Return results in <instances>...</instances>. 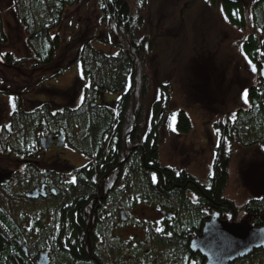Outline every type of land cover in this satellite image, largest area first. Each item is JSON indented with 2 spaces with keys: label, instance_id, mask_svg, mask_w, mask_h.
I'll list each match as a JSON object with an SVG mask.
<instances>
[{
  "label": "flooded vegetation",
  "instance_id": "1",
  "mask_svg": "<svg viewBox=\"0 0 264 264\" xmlns=\"http://www.w3.org/2000/svg\"><path fill=\"white\" fill-rule=\"evenodd\" d=\"M178 1L181 4L175 8L172 0H166L165 15L161 13L154 21L146 19L148 24L152 21L150 25L154 27L174 23V19L168 22L164 19L167 15L174 18L178 13L176 20L183 34L181 42L174 43L173 48H180L172 54L173 58L178 61L185 50L191 51L186 66L188 89L182 108L184 113L176 110V134L169 133L161 139L162 133L158 132L163 124L161 105L152 107L148 117H136L135 133L133 129L125 132L126 117L123 116L90 117L81 121L72 118L73 126L76 124L83 129L82 135L87 137L83 140L71 133L58 140L61 134L48 128L51 118L57 120L54 125L61 126L62 119L56 112L51 111L49 117L27 119L38 128L44 125L49 131L45 133L42 128V136L27 134L28 148L22 150L23 193H15L13 180L0 182L2 215L11 196L20 194L22 197L15 203L24 212L21 223L10 229L7 223L4 226L5 234L8 230L11 236L19 231L20 236L24 234L25 246L21 251L24 264H210L204 249L212 245L208 247L206 241L198 240L204 236L206 239L208 233L202 234L203 225L211 218L217 224L222 220L232 224L238 218L235 202L226 196L234 168L232 163L237 156H240L235 162L240 187L247 195L248 210L243 215L246 222L229 224V232L221 234L223 237L218 240L230 238L231 232L237 229L242 233H264V185L257 182L258 176L254 175L259 168H264V0ZM82 3L85 5L86 0ZM101 3L103 11L115 22L114 29L119 27L128 33L132 23L139 20L131 16L128 0L126 16L114 12L112 0H101ZM132 3L135 7L142 5L141 0H131V7ZM88 19L90 35L94 33L92 16ZM188 25L192 30L187 35ZM119 37L99 31L82 43L103 42L111 51L117 50L114 57L126 55L127 48V54L131 50L134 55L138 53V39H131L126 48L125 41L120 42ZM3 65L7 67L9 63ZM64 67L65 62L60 61L54 67L59 69L54 71L60 72ZM26 89L37 92L41 86L11 92L28 93ZM3 90L6 89L0 88ZM30 96L35 102V95ZM82 99L83 95L71 96L69 101L77 108ZM103 101L108 105V100ZM1 102L3 104L4 100ZM21 104L22 111L28 114L43 111V108H27L24 101ZM190 111L199 116V130L193 124ZM111 119L116 123L110 122ZM64 121L69 124L68 118ZM43 139L44 144L52 143L58 150L64 146L79 158L86 157L87 162L76 165L61 160L59 152H54L51 154L54 160L45 167L42 160L50 149L39 152L37 157L31 154L37 141ZM163 140L175 142L171 152L166 154L167 164L162 167L153 162L144 165L143 154L147 155L150 149L155 161ZM59 144L64 145L59 147ZM36 146V150L42 148ZM32 164L37 165L36 172L32 171ZM222 168L226 171L223 181L220 179ZM4 174L7 173L2 176ZM243 176H246L245 181ZM35 193L38 197H30L29 194ZM148 207L158 215L150 224L142 217V209ZM126 216L132 221L124 225ZM87 237L85 242L91 246L77 240ZM252 240L238 248L240 251L234 258L239 257L237 260L231 263L234 259H228L224 264H264V247L254 250ZM11 244L18 246L17 242Z\"/></svg>",
  "mask_w": 264,
  "mask_h": 264
},
{
  "label": "rangeland",
  "instance_id": "2",
  "mask_svg": "<svg viewBox=\"0 0 264 264\" xmlns=\"http://www.w3.org/2000/svg\"><path fill=\"white\" fill-rule=\"evenodd\" d=\"M82 1L83 0H0V38H3L2 40L0 39V88L6 89L0 91V105L2 104V99L4 100L2 109L0 110V182H2V180L4 181V179L6 181L13 180L14 185L12 189L15 190V193H23L22 188L25 179L23 171L25 169L23 168L24 160H22V150L28 148V144L25 141L27 136L22 137L21 128L18 124L20 117L18 113L20 106L18 95L21 96V102H27V108L32 109L37 107L36 109H38L45 107V105H49L53 113L56 112V115H60L62 119L61 126L54 125L57 122L56 119L54 121H52V118L48 120V128L52 127L56 133L59 135L61 134L58 138L59 141L60 139L63 140L64 134L70 133L73 137L74 135H79V140L86 139L87 137L83 136L81 132L83 129L76 124L73 126L72 118L79 121L80 117H77V115L82 114L84 112L83 110L90 109L93 104H96L95 106L106 104V102L103 101L105 99L108 100V105L105 108H115L123 111V115L126 117V120H124V122L126 121V133L132 131V129L133 133H135L137 131L135 127L138 128V125L135 124L136 117L139 118L140 116L142 119L148 117L151 115L152 107L155 109V105H161L160 108L163 110V120L161 122L163 124L161 127L159 126L158 130V132L162 133L161 139H163L166 134L177 133L175 126L178 113L176 110L184 108L185 106L186 89H188V70L186 66L188 61L187 58L191 54L190 50H185V52L180 55L178 61L175 60L172 55L180 48V46L174 48L173 46L174 43L181 42L183 34L180 23L176 20V18H179V14L175 13L174 18L167 15L164 19V21L167 22L175 20L174 23H162L159 24V26L157 24V26L153 27L150 25L151 22L158 19L161 13L165 15V6H168L166 0H141L142 5L139 7H135L133 3L131 7V0H128V2H130L129 11L131 16L134 18L139 17V20L136 21V23H132V26L128 29V33H125L119 27L115 29L112 27V24H116L112 18L108 17L103 11L101 0H86L85 5H83ZM133 2H135V0H133ZM172 3L175 8L181 4L178 0H172ZM34 4H36V7L46 5L47 8H35L33 10L31 6ZM29 9L35 11L31 13H36V15H28L25 11ZM50 16L52 18H50ZM91 16L92 32L94 33L89 35L88 18ZM148 17L152 20L149 24L146 22ZM153 24L155 25V22ZM185 29L187 35L188 32L192 30L190 25ZM86 30L87 35L85 34ZM99 31H105L106 34L110 35L115 33L118 37L121 33L122 37L118 39L120 42L122 40L125 41L126 48V43L131 39H138L137 42L140 43V49L144 45V50L147 54V56H145L146 60L142 59L144 65L146 63L147 78L145 81H140V67L142 61H137V67L131 69L132 72L133 70L135 71L134 75L136 77L134 89L130 92L133 87L132 79L130 78L131 73L128 75V81L124 85L123 95H120V98H117V94H111L113 92H110L106 86L98 81L93 82L92 78L89 79L88 76L85 75L88 71L86 72V66H83V62L81 61L85 58L86 53L90 54L92 51H96L105 56L113 57L117 52V50L111 51L103 42L97 43V40H95L96 43L89 45L82 43L87 37L96 35ZM174 36H179L180 38L175 39ZM81 38L82 40H80ZM44 41L47 44L39 45L40 42L44 43ZM127 51L128 48L125 52L127 53ZM130 54H134V51L131 50L129 52V55ZM78 57L80 60L75 61ZM60 61L62 64L65 62V67L60 72L54 71L59 69H55L54 67ZM175 61H177L176 64ZM4 62H8L9 65L5 67L3 65ZM69 66L70 68L67 69ZM38 85L41 86V90L37 92H30L27 89L26 92L28 93H23V91L22 94L11 92L22 90L27 87L33 90L35 86ZM137 91L139 92L137 93ZM30 95H35V102L31 101L34 97ZM36 95H39V97ZM80 95H83L81 104L78 105L77 108L73 107V104L69 101L70 97H79ZM127 97L129 98L128 101H126ZM38 99L40 101H37ZM66 109L73 110L77 115H62ZM23 111L27 113V111ZM137 112L141 113L138 114ZM190 116L192 117L195 128L199 130V116L193 111H190ZM66 118L69 119V124L65 123L64 120ZM24 123L30 126V129L27 128L28 131L25 132L26 134L35 135L38 133L42 136L44 131L45 133L49 131L44 125L38 128V125H31V121L26 120ZM42 128L44 131L41 132ZM62 131L65 133H62ZM195 133L198 134V131ZM8 134H10L11 137H8ZM142 137L144 139L147 138L145 136ZM35 139H33L32 142H34ZM32 142L30 140V144ZM44 142L45 139L37 141V144L42 146V148L38 150H36L37 144L31 146L32 148L35 145L32 148L34 151L31 152V154H36V157L42 151L45 152L50 149L46 153L47 156L42 160V165L44 166L45 164L50 165L51 161L54 160L51 157V154L54 152H59L62 158L61 160H68L74 162L76 165L87 162L86 157L79 158L65 148L63 146L64 144H59V147L63 146L61 148L64 149L59 148L60 150H58L55 149L56 147L53 146L52 143L48 145L44 144ZM174 143V141L168 143L163 140L161 149L159 147L160 152L157 153L156 159L153 161L155 166L162 167L167 164L168 159L166 154L171 152V146ZM79 148L82 149V147ZM7 149H10V151L6 153L5 151ZM239 159L240 156L234 157L232 163L234 168L230 173V186L226 191V196L231 198L236 204L238 218L232 224L231 222L226 223L227 221L223 220V222L219 221L220 223L217 224L214 223L215 221L211 220L212 218L208 220L203 225L202 233L204 235L208 233L206 235L208 240H215L219 237H223L221 234L229 232V224L239 225L246 222L243 215L248 210L247 204L245 203L247 195L244 189L240 187V180L238 178L239 172H237L238 164L235 163L238 162ZM27 165L28 164H26V167ZM36 166L37 165L32 164L33 172L38 170ZM260 171H262L261 168L255 171L254 175L258 176L256 181L264 185V175L259 174ZM5 172L7 174L2 176ZM242 179L245 181L246 176H243ZM261 185L257 184L256 186L262 187ZM0 197H2V195H0ZM18 198H22L20 194H15L14 197L11 196V202H9L10 204L7 208L1 207L6 208L4 212H6L5 218L9 229L10 226L18 225L22 221L24 212L16 207L15 204ZM13 205H15L14 208ZM155 212L156 210L152 207L142 209L143 221L146 219L149 224L154 222L156 218H158ZM10 219H12L13 223L10 222ZM129 221H132V218L126 216V219L123 221L124 225L128 224ZM1 232L3 233V231ZM19 236L20 231L15 236H11L10 230H8L5 235V240L7 239L9 241L11 238H20V240H22ZM256 237L258 242H260L258 243L260 247H264V240L259 236ZM85 239H88V237L84 239L77 238L78 241H83L84 246H91L90 243L86 244ZM198 241H206L205 236ZM83 264H88V262Z\"/></svg>",
  "mask_w": 264,
  "mask_h": 264
},
{
  "label": "trees",
  "instance_id": "3",
  "mask_svg": "<svg viewBox=\"0 0 264 264\" xmlns=\"http://www.w3.org/2000/svg\"><path fill=\"white\" fill-rule=\"evenodd\" d=\"M112 9L114 10V12L116 14H118V16H126L128 14V4H127V0H112ZM32 9L34 10L35 8L38 9H46V5H42L40 7H36V4L31 6ZM29 9L26 10L25 12L28 15H36V13H31L33 10ZM35 12V11H33ZM39 16V15H38ZM50 18H52L50 16ZM127 26V25H126ZM47 44L45 41L40 42L39 45H45ZM129 56V57H126ZM147 54L145 53L144 50V45L143 47L138 51V53L136 55L134 54H127L126 55H122L119 56L117 55L116 57H109V56H105L99 52H91L90 54L85 55V58L82 59L81 62H83V66H86V72L88 71V73H85V75L88 76V78H92L93 82H99L102 85L106 86V88L113 93H120L121 91H123L124 89V85L127 83L128 81V75L131 74L130 78L132 79V89H134V81L135 80V71L133 70L132 72V68L137 67V61L141 60L142 64L140 67V81L143 80L145 81V79L147 78V73H146V63L144 65V61L142 59L146 60ZM131 71V72H129ZM131 92V91H130ZM130 94V93H129ZM128 94V95H129ZM132 96V95H131ZM19 98V121L18 124L20 125V130L22 132V137L27 136V134L25 133L28 129H30L29 125H26L24 122H26L27 119L31 118H38L37 116H42L45 115V117H49L48 115L51 114V110L49 108V105H45V107H43V111L40 114H37L35 111V113L33 114H28L22 111L23 106L21 104V97ZM128 97L126 98V101H128ZM92 105V104H91ZM96 104H93L92 106L94 107H90V109L88 110H83L84 112L80 115H77L76 113H74L73 110L71 109H66V111H64L62 113V115H70V116H74L77 115V117H80L81 119H79V121L82 120V118H90V117H95V118H106V117H112L113 115L111 114V112L108 111V108H105L107 105H102V106H95ZM42 109V108H41ZM74 113V114H73ZM31 125H36V123H32L31 121ZM33 129V128H31ZM96 133V132H95ZM34 135V134H32ZM146 154H143L142 159H143V163L144 165L148 166L149 162H153V158L155 156L154 152L151 151L150 149L146 151ZM115 159L117 160V156L115 157ZM225 170L224 168H222L221 173L222 176L220 177V179L223 181L224 179V175H225ZM5 215L0 214V226H4L6 223V218ZM6 227V226H5ZM0 228L1 231H3V233H5L4 228ZM7 229H9V226H7ZM7 243V244H6ZM0 264H24L23 263V254L21 252V250L14 244H11L9 242H7L0 233Z\"/></svg>",
  "mask_w": 264,
  "mask_h": 264
},
{
  "label": "water",
  "instance_id": "4",
  "mask_svg": "<svg viewBox=\"0 0 264 264\" xmlns=\"http://www.w3.org/2000/svg\"><path fill=\"white\" fill-rule=\"evenodd\" d=\"M262 171L259 174L264 175V168H261ZM30 197H38V194H29ZM237 229V228H236ZM252 232V231H251ZM242 233L239 229L237 231L231 232L232 235H229L228 239L222 240H214V239H207L206 236V245L209 249L206 250V255L210 258V264H224V261L228 259H234L237 255L236 252L240 251L238 248L241 247L242 244L253 239L254 248L260 247L258 243L257 237L259 236L262 240H264V234L252 232V233Z\"/></svg>",
  "mask_w": 264,
  "mask_h": 264
},
{
  "label": "bare ground",
  "instance_id": "5",
  "mask_svg": "<svg viewBox=\"0 0 264 264\" xmlns=\"http://www.w3.org/2000/svg\"><path fill=\"white\" fill-rule=\"evenodd\" d=\"M142 7H144V6H142ZM133 90H131V92H132ZM139 91H137V93H138ZM111 94H113V95H115V94H117V98H120L119 96L120 95H123V91L122 92H120V93H111ZM180 110V112H182V113H184V109H182V108H180L179 109ZM108 111L109 112H111V114L113 115L112 117H119V116H123L124 117V115H123V111L121 110H118V109H108ZM138 114H140L141 112H137ZM140 117V116H139ZM114 119H111L110 120V122H113V123H116L115 121H113ZM103 121H105V123H107V120L105 119V120H103ZM145 179V178H144ZM0 214H2V213H0ZM3 227H5V226H0V228H3ZM4 230H5V228H4ZM0 233H1V236L5 239V233H2L1 232V230H0ZM22 236H24V234L23 235H21L20 237L22 238ZM17 240V241H16ZM6 241L7 242H9V243H13V242H17L18 243V248L23 252V249H24V241L23 240H20V239H13V238H11L9 241L6 239ZM7 244V243H6ZM257 249H260V248H256V249H254V250H257ZM33 250H34V248H33ZM250 253V252H249ZM29 254V253H28ZM30 255V254H29ZM239 258V257H238ZM238 258H236V259H234L233 261H231V263H233L235 260H237Z\"/></svg>",
  "mask_w": 264,
  "mask_h": 264
},
{
  "label": "snow or ice",
  "instance_id": "6",
  "mask_svg": "<svg viewBox=\"0 0 264 264\" xmlns=\"http://www.w3.org/2000/svg\"><path fill=\"white\" fill-rule=\"evenodd\" d=\"M245 95H247V94H245Z\"/></svg>",
  "mask_w": 264,
  "mask_h": 264
}]
</instances>
